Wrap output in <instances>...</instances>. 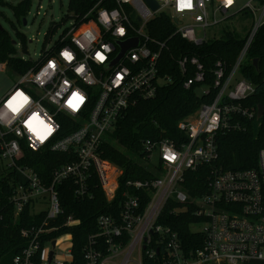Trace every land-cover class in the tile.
<instances>
[{
    "label": "built area",
    "instance_id": "obj_1",
    "mask_svg": "<svg viewBox=\"0 0 264 264\" xmlns=\"http://www.w3.org/2000/svg\"><path fill=\"white\" fill-rule=\"evenodd\" d=\"M151 1L158 5L155 11L146 0H99L79 24L72 21L65 34L45 48L34 67L16 74L0 64V72L17 78L0 99V173L12 190L9 202L15 218L26 206L33 214L44 213L38 228L21 231L28 245L13 264H35L38 254L40 264H72L69 236L42 238L56 230L47 227L61 214L57 186L70 182L81 200L99 188L107 202L114 200L122 170L102 158L103 143L129 109L154 99L173 82L165 57L168 41L177 36L201 46L208 40L198 34L218 26L230 12L251 16L233 68L227 71L218 61L212 83L204 85L198 58L182 55L173 60L183 78L192 75L182 82L184 90L198 86L197 96H208L211 90L217 94L178 123L184 140L141 143L140 166L156 178L125 183L118 219L98 218L99 233L88 238L83 259L85 264H264V148L257 153L255 168L226 170L216 165L220 135L241 130L239 119L259 126L257 108L243 105L255 88L238 71L264 25V0H235L227 8L223 0H191L184 8L180 0ZM163 15L175 26L167 40L151 37L148 30L150 22ZM134 39L136 45L122 51L120 45ZM64 51L70 60L62 56ZM73 93L84 97L75 107ZM24 150L64 157L48 183L23 164ZM201 166L209 168L207 191L190 197L184 175ZM170 204V215L190 209L198 220L190 228L202 235V246L189 256L177 233L158 224ZM77 223L69 217L65 225Z\"/></svg>",
    "mask_w": 264,
    "mask_h": 264
},
{
    "label": "trees",
    "instance_id": "obj_2",
    "mask_svg": "<svg viewBox=\"0 0 264 264\" xmlns=\"http://www.w3.org/2000/svg\"><path fill=\"white\" fill-rule=\"evenodd\" d=\"M15 5L4 4L8 7L16 23H20L27 16L31 0H13ZM99 0H68V14L74 24H79L84 16L95 6ZM15 37L20 41L25 50L26 40L10 22ZM151 37L167 40L175 30L168 16H158L148 26ZM55 31L51 29L46 35V41ZM65 31L62 33V36ZM245 37L239 38L236 31H224L219 39H210L201 46L173 37L168 41V74L173 82L159 90L157 96L149 101L139 102L129 109L123 119L117 124L116 130L108 136L101 147L102 158L116 165L122 170L119 178V187L112 202H107L99 188H94L91 198L78 199L74 193L73 185L64 182L57 186V195L61 214L48 225V229H56L43 235L44 241H54L62 236H69L72 243V264H85L83 248L90 236L99 233L97 220L101 216L118 219L123 202V193L127 190L125 183L135 180H153L155 175L146 173L140 166V150L143 141H159L168 139L173 142L184 140V135L178 131L177 125L187 116L193 114L201 104L209 103L217 92L211 90L208 96H197L196 88L189 90L182 88V82L192 77L191 73L184 78L177 71L174 59L179 56L198 58L205 71L204 85L212 83L215 64L221 61L227 71L231 70L243 46ZM9 33L0 28V64H6L9 70L16 74H23L36 65V62L24 61L15 56L16 51L12 45ZM47 43V42H46ZM56 49L59 46H55ZM45 50L43 47L42 54ZM172 59V60H171ZM256 61V66H254ZM239 77L255 88L254 94L243 103L250 108L264 106V25L258 30L251 47L241 64ZM241 130L229 131L219 136V159L216 163L226 170H245L255 168L257 153L264 148V115L259 121V126L239 119ZM61 155L48 151L31 153L24 150L23 164L34 169L42 181L49 182L56 163L63 161ZM209 168L201 166L194 172L184 175V190L190 197H199L207 191V178ZM11 188L0 173V264H13V259L20 255L28 245V241L21 236V231L29 228H38L44 218V213L33 214L31 207L26 206L18 218L14 217L12 204L9 202ZM173 204L166 207L159 225L167 226L177 233L184 252L189 256L202 246V235L190 228L197 222L192 216V210L171 214ZM71 217L78 221L76 225L66 226V220ZM39 254L35 256V264L39 263ZM155 258L154 260H157ZM145 264H155L153 261Z\"/></svg>",
    "mask_w": 264,
    "mask_h": 264
},
{
    "label": "rangeland",
    "instance_id": "obj_3",
    "mask_svg": "<svg viewBox=\"0 0 264 264\" xmlns=\"http://www.w3.org/2000/svg\"><path fill=\"white\" fill-rule=\"evenodd\" d=\"M213 2L217 3L218 0H213ZM3 3L16 4L13 0H3ZM67 6L68 0H31L30 10L23 20L26 22L25 25H23V21L21 24L15 22L13 14L8 7L0 6V27L9 33L13 40L12 42L15 43V56L24 61L36 62L42 54L43 47L51 48L59 36L70 27L72 22ZM217 18L222 19L220 15ZM10 22L14 23L16 29L24 35L26 40L25 50L15 37ZM250 24L251 16L247 12L234 15L230 12L225 21H222L216 27L209 28L204 32L201 31L198 36L206 40L219 39L224 31H236L239 38H244ZM53 28H55V31L50 36L49 41H46L47 33ZM16 80L17 78L10 72H0V99L15 84ZM136 258L134 253L131 260L135 261Z\"/></svg>",
    "mask_w": 264,
    "mask_h": 264
},
{
    "label": "water",
    "instance_id": "obj_4",
    "mask_svg": "<svg viewBox=\"0 0 264 264\" xmlns=\"http://www.w3.org/2000/svg\"><path fill=\"white\" fill-rule=\"evenodd\" d=\"M146 3L149 5V7L155 11L158 7L157 3L154 2V1H151V0H146ZM26 22L23 21V25H25ZM1 28V27H0ZM12 45H15L14 42H12ZM136 45V39L134 40H131L127 43H123L121 44L120 46L122 47V51H125L126 49H128L129 47H132V46H135ZM123 53V52H122ZM122 53L120 54V56L122 55ZM254 63V66H256V61L253 62ZM264 115V106L262 105H258L257 106V119H261L262 116ZM54 245V244H52ZM51 256H52V253L49 254V260L51 259Z\"/></svg>",
    "mask_w": 264,
    "mask_h": 264
},
{
    "label": "clouds",
    "instance_id": "obj_5",
    "mask_svg": "<svg viewBox=\"0 0 264 264\" xmlns=\"http://www.w3.org/2000/svg\"><path fill=\"white\" fill-rule=\"evenodd\" d=\"M234 2H235V0H223V4H224V6L226 8L229 7V6H231L232 4H234ZM190 6H191V4H190ZM190 6H188L187 3H185L184 5H181L182 8H184V7H190ZM119 32L122 35L123 32H124V29H122V28L119 29ZM61 54H62V56H64L65 58H67L69 60L72 58L67 51L62 52ZM49 66H51V62H50V65ZM18 94L19 93H17V95ZM83 99H84L83 96H78V95L77 96H73V101L75 102L74 106L75 105H78Z\"/></svg>",
    "mask_w": 264,
    "mask_h": 264
},
{
    "label": "snow or ice",
    "instance_id": "obj_6",
    "mask_svg": "<svg viewBox=\"0 0 264 264\" xmlns=\"http://www.w3.org/2000/svg\"><path fill=\"white\" fill-rule=\"evenodd\" d=\"M180 3H181V5H184L185 3H187L188 4V6H190V4H191V0H180ZM102 58V57H101ZM19 95V94H18ZM73 96H77V94L76 93H73ZM69 104L71 105V101H69ZM75 107V106H74Z\"/></svg>",
    "mask_w": 264,
    "mask_h": 264
}]
</instances>
